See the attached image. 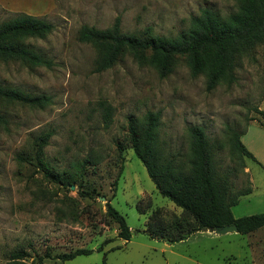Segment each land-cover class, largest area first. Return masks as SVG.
<instances>
[{
    "label": "rangeland",
    "instance_id": "374dc122",
    "mask_svg": "<svg viewBox=\"0 0 264 264\" xmlns=\"http://www.w3.org/2000/svg\"><path fill=\"white\" fill-rule=\"evenodd\" d=\"M239 5L238 0H0V23L24 12L53 25L47 35L23 40L50 66L0 60V85L51 99L35 105L0 98L7 119L0 124V264H11L15 252L26 253L27 264H39L47 251L52 257L40 264H264V239L250 233L202 230L173 242L177 223L184 222L186 231L192 218L159 192L127 136L130 115L140 119L160 112V149L188 166V128L202 126L218 167L230 171L233 190H247L250 169L256 175L258 167L233 149L231 137L253 118L262 120L264 43L239 57L233 82L208 91L206 75L193 76L182 57L165 77L127 52L111 68L96 71V49L78 38L83 25L107 28L117 17L123 32L150 28L175 36L204 8L227 17ZM46 132L51 136L45 161L69 185L34 164L35 139ZM22 153L32 159H20ZM248 198L234 214L262 212ZM108 203L125 216L129 240L118 236ZM155 221L152 230L149 222ZM81 247L94 250L65 262L55 257Z\"/></svg>",
    "mask_w": 264,
    "mask_h": 264
},
{
    "label": "trees",
    "instance_id": "16d2710c",
    "mask_svg": "<svg viewBox=\"0 0 264 264\" xmlns=\"http://www.w3.org/2000/svg\"><path fill=\"white\" fill-rule=\"evenodd\" d=\"M239 10L227 17H221L209 8L191 17L189 27L175 36L154 34L150 28L139 33H127L121 29V18L117 17L112 26L97 28L83 25L79 31L80 41L91 44L97 51L96 71L111 68L122 56L129 53L139 64L151 65L161 77L173 71L179 57L185 59L193 76L206 75V89L211 91L220 82H233L239 57L249 54L259 44L264 43V0H238ZM53 25L46 20L29 14L19 13L0 23V60H19L29 65H51V61L37 51L25 46L23 40L30 37H43L51 32ZM0 98L21 103L42 105L51 99L47 95L31 96L17 88L0 85ZM264 117V111L258 109ZM105 113H110L105 110ZM160 112L148 111L142 118L128 117L127 136L129 147L140 158L156 188L172 200L192 218L185 231L184 222L177 223L178 234L173 242L183 240L194 232L208 230L217 225L236 224L242 234L264 228V212L235 217L232 207L240 197L251 192H235L229 170L221 171L213 153V146L204 128L189 126L191 150L188 166L174 157L164 155L159 146L158 128ZM255 119V118H253ZM7 119L0 113V124ZM264 125V121H262ZM246 129V128H245ZM241 132H234L233 149L242 156L254 158L241 140ZM51 132L35 139L34 164L45 176L59 183L70 184V179L56 173L44 158V147ZM22 160L32 156L22 153ZM87 159V158H86ZM83 162H89L88 159ZM90 159V157H89ZM255 159V158H254ZM108 214L118 223V236L129 240L132 230L123 214L111 203ZM158 222H149L152 230ZM106 240L105 242H107ZM102 249V245L99 247ZM94 249L81 247L69 252L58 253L55 257L62 262L81 254H90ZM26 253H12L11 264H27L23 261ZM105 256V255H104ZM52 255L47 251L39 256L38 263Z\"/></svg>",
    "mask_w": 264,
    "mask_h": 264
},
{
    "label": "crops",
    "instance_id": "0c3cea01",
    "mask_svg": "<svg viewBox=\"0 0 264 264\" xmlns=\"http://www.w3.org/2000/svg\"><path fill=\"white\" fill-rule=\"evenodd\" d=\"M262 121H264V117H262V120L256 118L253 119L251 122L248 123L244 133L241 135V140L254 156L255 159H251L258 167L259 171L258 174L256 172V175H253L252 169H250L251 192L248 195L243 196L241 200L245 197H249L248 200L250 202H253V204L258 205L257 207H260L259 209H261L259 211L264 212V125L262 124ZM253 125H255V128L257 129H255L256 131L253 132V137L249 134V138H251L249 140V144H247L245 138L247 134L250 133ZM258 189H260L259 192ZM236 205L232 207V210ZM234 216L239 217L241 215L234 214ZM250 234L255 236L258 240L260 239V237L264 239V228H259Z\"/></svg>",
    "mask_w": 264,
    "mask_h": 264
},
{
    "label": "water",
    "instance_id": "95a60500",
    "mask_svg": "<svg viewBox=\"0 0 264 264\" xmlns=\"http://www.w3.org/2000/svg\"><path fill=\"white\" fill-rule=\"evenodd\" d=\"M208 230L211 232H215L217 234H224L231 231H237V225L236 224L217 225L209 228Z\"/></svg>",
    "mask_w": 264,
    "mask_h": 264
}]
</instances>
